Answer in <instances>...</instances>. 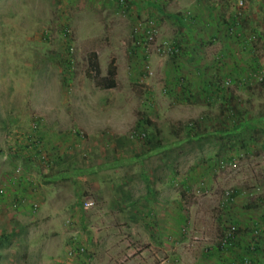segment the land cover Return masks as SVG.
Segmentation results:
<instances>
[{"label": "rangeland", "instance_id": "rangeland-1", "mask_svg": "<svg viewBox=\"0 0 264 264\" xmlns=\"http://www.w3.org/2000/svg\"><path fill=\"white\" fill-rule=\"evenodd\" d=\"M260 75L264 0H0V264L264 258Z\"/></svg>", "mask_w": 264, "mask_h": 264}, {"label": "built area", "instance_id": "built-area-1", "mask_svg": "<svg viewBox=\"0 0 264 264\" xmlns=\"http://www.w3.org/2000/svg\"><path fill=\"white\" fill-rule=\"evenodd\" d=\"M242 4H243V1H240V6ZM149 32H151V31L149 30ZM152 37L153 36L151 35L150 38H152ZM2 192H3V188L0 186V194H2ZM84 204H85V208H89L94 204V201L91 198H86L84 201ZM254 230H255V233L257 234L258 237L263 236V238H264V230L263 229H260V228L256 229L255 228ZM236 231H237V228L233 227L232 231H229L224 236V238L222 239L224 241V243L231 244L232 240L235 239V237H236ZM71 243L67 247L66 255L64 257H61V260H62L61 264H70L71 260L73 258L80 256L81 254L85 253V251H86L85 246H83L77 242L73 243L72 245H71ZM250 263H251L250 259H247V258L244 259V264H250Z\"/></svg>", "mask_w": 264, "mask_h": 264}, {"label": "trees", "instance_id": "trees-1", "mask_svg": "<svg viewBox=\"0 0 264 264\" xmlns=\"http://www.w3.org/2000/svg\"><path fill=\"white\" fill-rule=\"evenodd\" d=\"M177 19L181 22V23H184V20L182 17H177ZM92 66L94 67V70H96L97 72H100V67H99V61H98V57H97V54H94L92 59ZM260 72V71H259ZM262 72V71H261ZM117 68L116 67H113V66H109V75L107 76V78H105L104 80L106 81L105 84H104V87H108V88H112V87H115L117 86ZM262 78L263 75H260ZM259 83L264 87V78H262ZM212 87V86H211ZM218 87V86H217ZM146 122L149 123V124H152L153 122H151L149 119H146ZM240 126H243V122H241L240 124L238 125H235V129H237V127H240ZM263 131H264V127H263ZM160 130L158 129L156 133H152V136L150 139H148V144L150 145V148H153L152 150L154 149H157L159 147H161V142H160V139L158 138L159 134H160ZM234 133L231 132V136L233 135ZM235 136V134L233 135ZM259 227H257L256 229H258ZM240 229V227H239ZM239 229H237L236 232H239ZM255 231V230H254ZM259 239L255 240L257 243L259 242L258 241ZM232 244V243H231ZM230 244V245H231ZM248 250H251L250 247H248ZM241 262H243L244 264V260L243 258L240 259Z\"/></svg>", "mask_w": 264, "mask_h": 264}, {"label": "crops", "instance_id": "crops-1", "mask_svg": "<svg viewBox=\"0 0 264 264\" xmlns=\"http://www.w3.org/2000/svg\"><path fill=\"white\" fill-rule=\"evenodd\" d=\"M181 23V22H180ZM181 24H183V23H181ZM238 238V237H237ZM234 244V242H232V244L231 245H233ZM252 247H250V249L251 250H248V253L246 254H242L241 255V257L239 258V260L241 259V258H243V260L245 259V258H247V259H250L251 260V263L250 264H264V258H263V253H262V251H261V248L258 246V245H251ZM240 247L243 249L244 248V245L242 244V243H240ZM242 249H240V248H234L233 246L231 247V248H229V250L230 251H232V256H237L238 255V251L239 250H242ZM246 251H247V249H246ZM251 253V254H250ZM252 254H255V255H257V259H258V261H256L254 258H253V256H252ZM227 264H243V262H241V261H236L235 260V257H233V258H230L229 260H228V263Z\"/></svg>", "mask_w": 264, "mask_h": 264}]
</instances>
